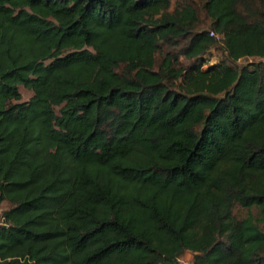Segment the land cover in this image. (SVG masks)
Listing matches in <instances>:
<instances>
[{
  "label": "trees",
  "instance_id": "16d2710c",
  "mask_svg": "<svg viewBox=\"0 0 264 264\" xmlns=\"http://www.w3.org/2000/svg\"><path fill=\"white\" fill-rule=\"evenodd\" d=\"M3 202L0 264H264V0H0Z\"/></svg>",
  "mask_w": 264,
  "mask_h": 264
},
{
  "label": "rangeland",
  "instance_id": "374dc122",
  "mask_svg": "<svg viewBox=\"0 0 264 264\" xmlns=\"http://www.w3.org/2000/svg\"><path fill=\"white\" fill-rule=\"evenodd\" d=\"M212 55V57H211ZM215 55H217V51L212 48L211 50V54L209 55V61L210 63H214L215 62ZM19 92L21 95V101H26L30 98V96L32 95V91L25 88L23 85L19 86ZM7 207V203L3 202L0 205V221L1 220V211L4 210ZM248 214H251L254 217L258 216V207L253 205L250 208L247 207H242L239 204H235V206L233 207V217L238 219V218H242L247 216ZM192 257L193 254L190 251H186L179 259V262L181 264H191L192 261Z\"/></svg>",
  "mask_w": 264,
  "mask_h": 264
},
{
  "label": "built area",
  "instance_id": "2783aa9c",
  "mask_svg": "<svg viewBox=\"0 0 264 264\" xmlns=\"http://www.w3.org/2000/svg\"><path fill=\"white\" fill-rule=\"evenodd\" d=\"M209 34H210L211 36H213V35H214V32H213V31H210Z\"/></svg>",
  "mask_w": 264,
  "mask_h": 264
}]
</instances>
